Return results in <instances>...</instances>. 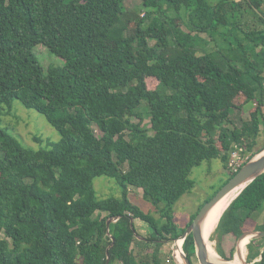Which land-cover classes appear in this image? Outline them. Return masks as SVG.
Returning <instances> with one entry per match:
<instances>
[{
  "label": "trees",
  "instance_id": "16d2710c",
  "mask_svg": "<svg viewBox=\"0 0 264 264\" xmlns=\"http://www.w3.org/2000/svg\"><path fill=\"white\" fill-rule=\"evenodd\" d=\"M143 7L133 17L125 0H0V264H163V246L186 230L174 205L193 189V167L220 158L230 168L235 145L251 152L246 161L255 154L264 134V0ZM39 45L63 64L44 66ZM16 100L42 113L60 139L24 145L1 119ZM248 103L256 107L237 124ZM100 175L114 178L122 196L99 197ZM130 186L158 216L133 202ZM263 213L264 173L222 213L211 237L219 254L232 259L229 244L248 220L250 231L264 230ZM135 219L151 231L140 233ZM248 241L243 255L248 247V261L262 255L254 264H264V237ZM183 248L193 262L192 234Z\"/></svg>",
  "mask_w": 264,
  "mask_h": 264
},
{
  "label": "rangeland",
  "instance_id": "374dc122",
  "mask_svg": "<svg viewBox=\"0 0 264 264\" xmlns=\"http://www.w3.org/2000/svg\"><path fill=\"white\" fill-rule=\"evenodd\" d=\"M125 5L127 11L132 16L135 17L136 13H141L144 15L145 8L143 7V0H125ZM252 17V16H251ZM182 27L186 29V26L182 23ZM204 37H208L207 34H203ZM35 53L38 56L40 62L48 67L50 64L59 63L63 64L64 60L58 57L56 54L51 52L46 46L39 45L35 48ZM148 86L150 88H155L158 85V80L154 77L147 78ZM243 98L241 96L236 97L234 100L235 104L242 103ZM256 107L255 103H248L243 106V110L234 116V120L237 124L240 123L241 118H250V112ZM144 109V106L141 107ZM2 123L8 126V130L13 133L24 145L31 146L33 148H39L46 145L50 141H58L60 139L59 132L49 123L47 118L35 109H29L25 107L20 101L16 100L11 112L5 113L1 116ZM135 121L139 119L134 118ZM143 124L145 126H150V118L146 116ZM263 128V127H262ZM99 133V130H96ZM35 136L40 137L42 140L38 141ZM235 147V146H234ZM264 147V134H262L258 139V144L256 145L254 151L257 153L260 149ZM233 149L229 153V166L230 168H225L223 161L220 158H213L211 160H204L201 164L193 167L191 171V178L195 181V185L190 192H187L181 196V198L174 205V220L180 228H187L191 223L193 216L199 212L202 206L210 200L216 192L224 185L225 181L229 177L231 170H235L243 162H245L250 156L251 152H246V150H236ZM233 163L235 166L231 165ZM94 186L99 197H110L122 196V189L117 184L114 178L106 175L97 176L94 179ZM130 196L133 202L140 205L142 209L147 212L152 213L155 216L156 208L149 200L143 197V190L134 186H130ZM260 222H264V213L258 219ZM254 220H248L249 228L252 229ZM135 224L137 230L142 234H148L151 229L141 221L140 219H135ZM250 229L248 231H250ZM214 234V232H213ZM212 234V235H213ZM210 242L217 251V240L211 238ZM0 237H4V234ZM175 240V239H174ZM174 240L166 242V246L162 249V260L163 264H180V261L173 260L169 254L172 252L174 247ZM215 242V243H214ZM237 242H230L229 246H237ZM237 249V247H236ZM184 250V248H183ZM178 258H179V250ZM218 252V251H217ZM219 253V252H218ZM220 255V254H219ZM237 255V250H235L232 259L234 261ZM248 255V247L245 248V257ZM221 256V255H220ZM262 256V255H261ZM258 257L256 260L260 261L262 257ZM168 257L170 260L168 261ZM222 257V256H221ZM224 258V257H223ZM226 259V258H225ZM173 260V261H172ZM194 264H200L197 255L195 254L192 258ZM255 262V261H254ZM114 264H121L115 262Z\"/></svg>",
  "mask_w": 264,
  "mask_h": 264
},
{
  "label": "water",
  "instance_id": "95a60500",
  "mask_svg": "<svg viewBox=\"0 0 264 264\" xmlns=\"http://www.w3.org/2000/svg\"><path fill=\"white\" fill-rule=\"evenodd\" d=\"M262 173H264V147L260 149L257 153H255L248 161H246L236 171V173L231 178H229V180L226 183H224V185L216 192V194L202 206V208L196 214L192 222L186 228L185 232L180 237L175 239L174 256L177 261H180V263L182 261L181 259H178L176 256L178 242L183 240V244H181V246L183 247L185 239L190 234H192L194 238V242H195V252H196V255L198 257L200 264H239V263H234L233 261L225 259L223 257H221L219 261H212L209 258L208 246H207V242L204 238V233H203V224L210 210L225 195L242 187L239 193L237 194L238 196L250 182H252L254 179L259 177ZM112 220H113L112 218L108 220L107 222L108 227L110 226ZM132 222H134L133 218H132ZM245 237H249V241H248L249 243L252 238L264 237V230L247 231L243 233L238 239L236 250H237V254H239L242 260L240 264H254V261L249 262L247 257H245V254L243 255V251L240 246V243H241V240ZM112 245H114V243ZM182 253H183L181 254L182 259H183L182 262L184 264H193L191 259L187 256L185 250L182 249ZM108 258H109V250H108Z\"/></svg>",
  "mask_w": 264,
  "mask_h": 264
},
{
  "label": "bare ground",
  "instance_id": "6f19581e",
  "mask_svg": "<svg viewBox=\"0 0 264 264\" xmlns=\"http://www.w3.org/2000/svg\"><path fill=\"white\" fill-rule=\"evenodd\" d=\"M242 188V187H241ZM241 188L236 189L230 193H228L227 195H225L208 213L204 224H203V233H204V238L207 242V246H208V254H209V258L212 261H219L221 259V256L219 255V253L216 251V249L213 247V245L210 242V236L213 234L219 219L222 215V213L225 211V209L228 207V205L231 203V201L237 196V194L239 193V191L241 190ZM215 243V242H214ZM179 250V259H182L181 254L182 253V249L183 247L181 246V241L178 242V248ZM181 261L180 264H184ZM240 264V263H239Z\"/></svg>",
  "mask_w": 264,
  "mask_h": 264
},
{
  "label": "built area",
  "instance_id": "2783aa9c",
  "mask_svg": "<svg viewBox=\"0 0 264 264\" xmlns=\"http://www.w3.org/2000/svg\"><path fill=\"white\" fill-rule=\"evenodd\" d=\"M235 147H237L236 150H239V151H242V150H243V148H242V147H239L238 145H235ZM231 165L235 166L233 163H231ZM237 169H238V167L235 168V170H237ZM174 241H175V240H174ZM181 244H183V240L181 241ZM174 247H175V242H174ZM174 251H175V249H174ZM174 251H173L171 257H172L173 260H176V259H175V256H174ZM167 259H168V261H169V260H170V257H168ZM173 260H172V261H173Z\"/></svg>",
  "mask_w": 264,
  "mask_h": 264
},
{
  "label": "crops",
  "instance_id": "0c3cea01",
  "mask_svg": "<svg viewBox=\"0 0 264 264\" xmlns=\"http://www.w3.org/2000/svg\"><path fill=\"white\" fill-rule=\"evenodd\" d=\"M166 246V244L163 246V248ZM164 250V249H163ZM173 251H174V249L172 248V252H171V254H169V256H172V253H173ZM178 251H176V256H177V258H178ZM179 259V258H178ZM175 262V261H174ZM120 263V262H119ZM176 263V262H175ZM177 264V263H176Z\"/></svg>",
  "mask_w": 264,
  "mask_h": 264
}]
</instances>
